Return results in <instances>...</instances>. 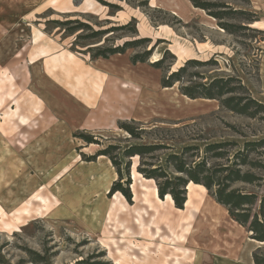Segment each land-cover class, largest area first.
<instances>
[{"label":"rangeland","instance_id":"1","mask_svg":"<svg viewBox=\"0 0 264 264\" xmlns=\"http://www.w3.org/2000/svg\"><path fill=\"white\" fill-rule=\"evenodd\" d=\"M103 1L115 7L99 0H0V264H146V253L155 264H171L174 257L179 259L174 264H252V253L258 247L264 253V243L250 239L204 187H186L188 205L178 210L165 198L156 201L155 181L144 178L136 165L162 167L172 178L178 174L166 158L179 155L183 147H196L186 154L188 162L205 157L211 165L226 164L205 154L204 147L227 141L235 143L227 147L236 151L245 141L264 137L260 115L248 118L217 100L190 99L179 89L191 79L207 83L220 75L237 76L248 94L264 104V29L257 21L249 27L247 20L264 21V0H196L215 5L211 12L224 11L222 19L191 0ZM73 18L94 29L129 22L136 28V33L126 28L85 41L82 51L138 37L151 41L134 51L91 59L71 52L74 36L53 22ZM221 22L247 28H234L231 34ZM152 45L146 62L131 64L134 52ZM66 52L68 57H53ZM164 53L156 68L153 63ZM41 57L51 58L44 63L49 76L58 80L61 69L72 74L75 80L65 82L76 96L44 73ZM190 58L209 64L190 67L181 82L163 87L162 77ZM89 68L99 69L111 82L103 86V78ZM122 124L133 126L139 138L130 137ZM79 134L93 135L103 146H119L122 162L127 159L121 150L131 145L165 147L129 158V175L121 180L132 196L128 202L119 192L109 193L118 175L107 157L84 160L103 146L88 145ZM251 157L264 162V154ZM145 199L168 213L163 221L172 218L175 232L178 217L199 209L184 243L172 241L167 228L162 241L151 237L147 229L153 224L141 212ZM28 249L40 254L37 263L31 262Z\"/></svg>","mask_w":264,"mask_h":264},{"label":"trees","instance_id":"2","mask_svg":"<svg viewBox=\"0 0 264 264\" xmlns=\"http://www.w3.org/2000/svg\"><path fill=\"white\" fill-rule=\"evenodd\" d=\"M104 5L115 7L103 0H99ZM195 7L208 10L209 15L216 19H222L224 11L217 10L211 12L210 8L215 6L209 2H198L191 0ZM233 12L243 13L244 11L234 10ZM250 23L258 21V19L247 18ZM132 21V20H131ZM58 24V27L63 28V31L70 36H74L73 42L70 46L71 52L83 53L90 55L91 59L109 58L113 55L123 54L127 50H135L138 47L148 46L151 41L150 37H138L132 40H127L121 44L115 46H88L84 51L80 50L79 46L85 41L101 40L103 37L112 32L131 28L132 33H136V28L133 22H129L125 25H117L110 27H100L94 29L91 23H87L79 18L66 19V20H53ZM221 27L228 33L233 34L234 28H247L241 25L220 23ZM252 27V26H251ZM93 44V43H88ZM87 44V45H88ZM85 45V46H87ZM146 46V47H147ZM145 47V48H146ZM152 46L143 52H134L130 57L131 64L144 63L151 55ZM167 53V52H166ZM164 53L161 59L154 62L156 68H161L162 62L165 59ZM209 60L199 61L193 58L185 61L184 65L171 71L162 77L161 84L163 87H173L176 82H181L184 79V74L190 67L205 66ZM216 64V62H212ZM192 76H198L197 73ZM180 92L185 96L191 98H203L217 100L221 106L233 113L244 115L248 118L256 117L260 115V119L264 120V104L254 99L241 83V79L237 76H219L211 79L207 83L193 82L188 80V83L181 82L179 86ZM123 128L132 138H139L133 126L128 124H122ZM79 138L83 139L86 144H97L103 146L97 138H94L90 134H79ZM235 145L233 142H222L207 144L204 147L205 154L211 152V158L215 160H224L226 164H214L211 165L206 161V158H202L200 161L193 163L188 162L186 154L191 152L195 146H186L182 148V152L177 154H169L166 158L167 165H170L174 172L178 175L170 177L168 172L162 167L153 166L150 164L149 168H144L136 165V169L146 179H153L157 186V194L160 199L165 198L166 195H170L173 201V205L177 209H183L187 200V185L189 182L202 185L207 193H210L216 203L226 207L227 213L233 221L246 228L249 232L250 239L258 242H264V162L261 159L251 157L252 154H264V137L256 140H247L243 143L242 149L228 148L227 146ZM165 146L158 144H135L121 150V154L127 161L122 162L120 158V147L108 143L102 148L96 150L92 156L85 158L87 162L94 161L99 156L107 157L113 167L116 169L118 175L117 180L112 184L109 193L119 192L124 195L128 202L131 201V195L127 186L122 183V176L125 173L128 177L130 169L129 158L150 154L156 149H164ZM258 170L260 172H255ZM126 184L130 181L126 179ZM244 187H257L258 191H247ZM31 262L37 263L41 258L38 252L28 249ZM83 264H90L89 261H81ZM106 264V263H95ZM252 264H264V253L258 247L252 253Z\"/></svg>","mask_w":264,"mask_h":264},{"label":"bare ground","instance_id":"3","mask_svg":"<svg viewBox=\"0 0 264 264\" xmlns=\"http://www.w3.org/2000/svg\"><path fill=\"white\" fill-rule=\"evenodd\" d=\"M253 24L254 25H257L256 22H254ZM154 57L157 58L158 55H156ZM191 186H199V187H202L203 188V186L200 185V184H196V183L189 182V184L187 185V189H189V187H191ZM153 194L155 195V197H157L156 201L158 203L159 202L162 203V199H160L159 196H157L158 195L157 194V188H154L153 189ZM188 195H189V193L187 192V200H186V202L184 204V207L185 206L187 207V205H188V199H189V196ZM165 199L168 200V201L169 200L172 201L170 195H166L165 196ZM157 202L152 201V200L151 201H146V199H145V202L144 203H141V205H142V207H141L142 211L141 212H143V214H142L143 218L145 219V216H146L148 218V221H147L148 224H153L152 226H150L152 228L147 229V231H150L152 233V234L150 233L151 234V237H152V235H155L157 238H159L158 240H161L162 233L166 232V228H167L169 230V232H170V233H167V236L170 237V238H172V241H174V242H176L178 244L184 243V241L186 239L185 236L187 235V233L189 232V230L192 228V220H193V218L195 216V213H198L199 212V209L196 212H193V210L190 209L188 211V213L184 214L180 218L178 217L176 219L177 221L176 222H173L176 225L177 229H178L175 232V230L173 229V227L171 228L170 227L171 225H169L172 222L173 219L172 218L171 219L168 218L167 221H163L162 216L163 215H168V213L165 214L162 211V209H159V206H158ZM0 207L3 210V207L1 206V204H0ZM178 210H183V209H178ZM145 213H147L148 215H146ZM140 218H141V216L140 217H137V219H140ZM158 220L159 221H162L165 224V226H162V227L159 226L158 223H157ZM178 231L179 232L181 231V233L178 234L179 233ZM150 234L148 233L147 236H150ZM169 244L173 245L174 243L172 242V243H169ZM143 259H146V261H145L146 264H155V262H156V260H154V258H150L147 253L145 254V258H143ZM173 260H172L173 262L171 264L179 263V261H178L179 259L178 258H175L174 257Z\"/></svg>","mask_w":264,"mask_h":264},{"label":"crops","instance_id":"4","mask_svg":"<svg viewBox=\"0 0 264 264\" xmlns=\"http://www.w3.org/2000/svg\"><path fill=\"white\" fill-rule=\"evenodd\" d=\"M258 22V24H260L261 26H262V28L264 29V21H257ZM69 53L70 52H66V54H63V53H61V54H59V55H57V56H53V57H58V56H60V55H63L64 57L65 56H67L68 57V55H69ZM47 57H48V55H47ZM47 57H41L42 59H43V62H42V68H44V63H45V59H51V58H47ZM76 58H75V55H74V58H73V60H75ZM75 62L77 63V64H80V65H82L80 62H78V61H76L75 60ZM83 67H85L84 65H82ZM85 68H87V67H85ZM88 70H91L92 72H94V74H97L98 76H100L99 74H102L103 72H101L99 69H96V68H89ZM120 72V71H119ZM44 73L48 76V77H50L54 82H56V83H58L60 86H63L64 88H66L67 90H68V92L71 94V95H73V96H76V94H74V93H72L71 92V90H70V88H71V86L69 85V84H67L66 82L67 81H70V80H75L74 79V77L72 76V74H68V73H66L65 71H63L62 69H61V71H60V73H59V76H58V80L57 79H55V78H53V77H51V76H49L48 74H47V72H46V70H45V68H44ZM95 76V75H94ZM93 76V77H94ZM71 77L73 78V79H71ZM101 78H103V76H100ZM118 78H124V77H118ZM117 78V79H118ZM103 80H104V82H103V86L105 85V83H110L111 82V80H108V79H105V78H103ZM66 81V82H65ZM102 86V87H103ZM106 92V91H105ZM104 92V93H105ZM105 94H108V93H105ZM103 97V96H102ZM79 98V97H78ZM98 98V96L96 97V99ZM79 99H81V98H79ZM104 100L106 99V96H104V98H103ZM108 99V98H107ZM82 100V99H81ZM84 101V100H83ZM119 120L121 119V118H118ZM165 202H166V204H168L169 206H171V207H174V205H173V201H171V200H169L168 201V203H167V201H166V199L164 200ZM218 204V203H217ZM219 205V204H218ZM219 206H221V205H219ZM221 207H223V206H221ZM1 208V207H0ZM223 208H225L226 209V207H223ZM175 210V209H174ZM3 212V210L2 209H0V213H2ZM235 222V221H234ZM236 223V222H235ZM238 224V223H237ZM238 225H240V224H238ZM241 226V225H240Z\"/></svg>","mask_w":264,"mask_h":264}]
</instances>
